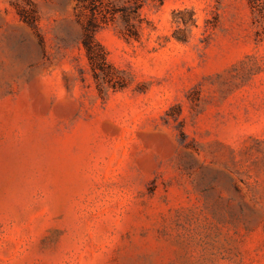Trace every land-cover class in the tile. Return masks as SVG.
<instances>
[{"label": "rangeland", "instance_id": "374dc122", "mask_svg": "<svg viewBox=\"0 0 264 264\" xmlns=\"http://www.w3.org/2000/svg\"><path fill=\"white\" fill-rule=\"evenodd\" d=\"M0 0V264H264V0ZM104 6V7H105Z\"/></svg>", "mask_w": 264, "mask_h": 264}, {"label": "trees", "instance_id": "16d2710c", "mask_svg": "<svg viewBox=\"0 0 264 264\" xmlns=\"http://www.w3.org/2000/svg\"><path fill=\"white\" fill-rule=\"evenodd\" d=\"M79 2L85 10L89 11V16L83 26V36L81 40L85 55L94 74L98 71L103 72L105 68H110L111 66L106 60L104 48L95 39L96 31L102 23H107L114 19L116 14L120 13L125 20L124 35L128 38L137 39L138 34L135 25L130 22L127 12L134 13L140 6L133 2V4H129L120 9L113 7L109 9L104 5V0H79Z\"/></svg>", "mask_w": 264, "mask_h": 264}]
</instances>
